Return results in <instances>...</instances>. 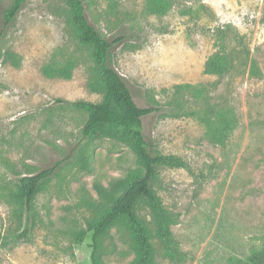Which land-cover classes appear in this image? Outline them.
<instances>
[{
  "label": "rangeland",
  "instance_id": "obj_1",
  "mask_svg": "<svg viewBox=\"0 0 264 264\" xmlns=\"http://www.w3.org/2000/svg\"><path fill=\"white\" fill-rule=\"evenodd\" d=\"M12 1L0 0V264H91L87 224L117 195L115 183L140 166L119 141L81 135L86 116L69 103H99L103 95L66 0H26L2 30ZM82 1L103 37L123 36L110 63L135 103L159 109L143 119L144 136L157 154L186 165L160 167L152 183L170 219L167 245L150 209L136 207L152 264H248L264 246V0H168L162 15L149 12L147 0ZM222 48L235 50L233 69L206 74V61ZM48 67H68L70 77H48ZM186 85L198 91L175 90ZM231 113L236 123L226 141L213 142L207 120ZM55 164L24 234L16 180ZM99 255L103 264L134 263L125 226L107 231Z\"/></svg>",
  "mask_w": 264,
  "mask_h": 264
},
{
  "label": "trees",
  "instance_id": "obj_2",
  "mask_svg": "<svg viewBox=\"0 0 264 264\" xmlns=\"http://www.w3.org/2000/svg\"><path fill=\"white\" fill-rule=\"evenodd\" d=\"M26 0H13L3 11L2 30L7 28L22 10ZM168 0H147L149 12L162 15L168 9ZM69 21L75 31L77 42L90 51V56L97 71V86L102 93L99 103L73 102L69 103L74 109L85 114L81 135L83 138L109 137L126 145L135 154L140 169L133 172L128 178L115 183L117 195H111L109 205L87 224V232L91 234L90 263L103 264L99 250L100 243L107 231L117 223H121L130 232L135 249L133 264H152L153 248L149 242V231L144 222L136 213L137 205L142 202L155 216L156 234L167 245L169 238L168 225L170 219L160 208L158 197L152 189V183L157 177L160 167L184 168V162L174 156L157 154L152 145L146 139L142 131L143 119L153 112L159 111L154 107H139L131 94L126 79L121 76L110 63V53L113 48L124 41L123 36L109 40L103 37L88 21L82 0H66ZM1 30V31H2ZM2 32H0V39ZM236 52L219 49L213 53L205 63V73L222 77L231 72ZM43 73L48 77L68 79L70 70L68 67L52 70L44 68ZM198 91L192 86H177L179 90ZM213 119L206 123L208 134L213 142L223 144L234 122L231 113L230 118L211 114ZM59 164L45 168L33 175L17 178L13 198L20 208L25 220L24 234L29 231L33 220V202L41 185L51 179ZM113 196V197H112ZM81 244L82 236L75 240ZM174 258L177 254H168ZM248 257V264H264V246L255 250Z\"/></svg>",
  "mask_w": 264,
  "mask_h": 264
}]
</instances>
